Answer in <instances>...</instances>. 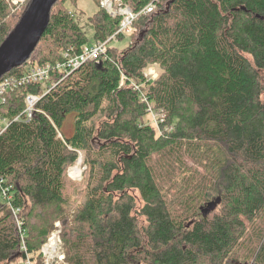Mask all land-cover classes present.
Segmentation results:
<instances>
[{
	"label": "trees",
	"instance_id": "trees-1",
	"mask_svg": "<svg viewBox=\"0 0 264 264\" xmlns=\"http://www.w3.org/2000/svg\"><path fill=\"white\" fill-rule=\"evenodd\" d=\"M78 1L53 6L30 59L3 77L116 34L122 18L94 0L91 41L68 6ZM115 1L139 14L129 34L99 60L54 75L48 90L29 83L0 105V180L12 187L11 204L0 194V264L27 255L44 264L49 229L40 226L52 218L63 225L67 264H264V0ZM30 2L14 9L0 0V46ZM126 37L124 49L112 45ZM153 64L162 74L149 80ZM29 93L43 96L30 119ZM149 108L165 121L144 125ZM80 152L83 179L71 181ZM73 184L83 195L74 211ZM13 206L28 216L39 209L23 239Z\"/></svg>",
	"mask_w": 264,
	"mask_h": 264
},
{
	"label": "built area",
	"instance_id": "built-area-1",
	"mask_svg": "<svg viewBox=\"0 0 264 264\" xmlns=\"http://www.w3.org/2000/svg\"><path fill=\"white\" fill-rule=\"evenodd\" d=\"M26 0H12V3L18 5L24 3ZM102 6L108 11V13L113 17L120 16L122 18L118 31L115 35L109 38L105 42H97L95 44L87 45L83 48L82 52L76 56H70L69 53L64 55V60L55 64H48L45 66H34L28 68L21 76H9L2 77L0 79V105L6 101L7 94L20 89L22 86L29 83H39L43 85V88H50V79L55 75L64 79L71 73L81 68L85 63L92 60H99L103 55L107 53L109 42L114 40L117 35L128 34L131 31L134 21L137 19L139 14H135L129 7L122 6L121 3H117L115 0H104ZM156 9V4L153 2L143 10V13H150ZM146 77L149 80H154L149 78L146 73ZM135 89L140 90V86L134 85ZM43 96L35 94H27L25 96L26 109L24 114L27 118H31L35 112V107L37 103L41 100ZM142 101H146L144 93L141 94ZM149 112L153 114L151 108ZM158 120H164V114L159 115ZM171 128L170 130H172ZM71 172V170H70ZM69 172V174H70ZM72 173V172H71ZM71 175V174H70ZM11 188L5 185L4 180H0V194L5 201L11 204L12 193ZM12 212L16 220L17 229L21 232V238L24 237V224L25 219L22 216L21 207H12ZM21 250L27 251L24 241L21 245ZM41 254L43 257L44 264H65V253L63 249V242L61 236L58 233H52L48 241L41 248ZM25 264H32L29 256L27 255Z\"/></svg>",
	"mask_w": 264,
	"mask_h": 264
},
{
	"label": "rangeland",
	"instance_id": "rangeland-1",
	"mask_svg": "<svg viewBox=\"0 0 264 264\" xmlns=\"http://www.w3.org/2000/svg\"><path fill=\"white\" fill-rule=\"evenodd\" d=\"M7 2L15 9L17 7H22L24 5V3H20L18 5H15L12 3V0H7ZM69 8L71 9V11L75 14L76 16V20L79 23L80 27L83 29V31L85 32V34L89 37V39L91 41H93V35H94V27L93 25L88 21L89 17H92L95 13H97L98 11V5L96 4V2L94 0H79L77 2V4H70L68 3ZM107 11V10H106ZM129 34V33H128ZM129 37H126V39H124L122 42H113L112 45L114 47H117L119 49H124L128 44H129ZM145 72L147 73V76L149 78H153L154 80L159 78V76L162 74V70L160 68V66L153 64L150 65ZM159 115H161V112H155L152 114H148L145 119L143 124L144 125H149L152 126L155 124V122L158 120ZM7 126V121H0V131L4 130ZM168 130L167 127L164 128L163 133H166ZM74 131V115H68L60 129V132L64 135V136H70ZM170 131V130H169ZM161 134L159 133L157 136H160ZM84 162V153L80 152V157L78 159V161L76 162V164L73 166V168H71V173L70 170V178L72 179L71 181L75 180L77 182H80L83 179V173L86 169V165L83 163ZM80 168L81 173L79 176L76 175V177L74 176V168ZM66 196L67 198L70 199V203H69V207L68 209H72L74 207H77L81 204L82 199H83V195L82 194H77L75 192V185H71L68 186V188L66 189ZM218 196V193H215L214 197L216 198ZM29 208L27 209V211H29ZM75 208L72 210L74 211ZM39 211V209L34 210L31 216H28L26 214H24V212H22V216H24L25 219V223L27 224V222H29L30 220H32V218L36 215V213ZM71 211V212H72ZM35 218V217H34ZM38 225L39 222L37 221ZM43 226H48L49 229V235L45 241V243L48 241L49 237L52 235V233H58L61 236V240L63 242L62 239V234H63V225L61 222V219L59 218H52L49 220V224H44L41 225L40 227ZM39 227V228H40ZM44 243V244H45ZM43 244V245H44ZM43 247V246H42ZM41 247V248H42ZM63 247H64V243H63ZM67 261V259H65V262ZM5 264H25L24 261L20 258L17 257L15 258L11 263H5ZM67 264V263H65Z\"/></svg>",
	"mask_w": 264,
	"mask_h": 264
},
{
	"label": "water",
	"instance_id": "water-1",
	"mask_svg": "<svg viewBox=\"0 0 264 264\" xmlns=\"http://www.w3.org/2000/svg\"><path fill=\"white\" fill-rule=\"evenodd\" d=\"M58 1L31 0L19 24L0 46V79L30 59L48 29L52 8ZM216 207V201L210 202L204 217Z\"/></svg>",
	"mask_w": 264,
	"mask_h": 264
},
{
	"label": "bare ground",
	"instance_id": "bare-ground-1",
	"mask_svg": "<svg viewBox=\"0 0 264 264\" xmlns=\"http://www.w3.org/2000/svg\"><path fill=\"white\" fill-rule=\"evenodd\" d=\"M35 108H36V107H35ZM74 173H75V174H74V176H73V177H76V175H77V176H79V175H80V173H81V170H80V168H77V167H76V168H74ZM72 174H73V173H72Z\"/></svg>",
	"mask_w": 264,
	"mask_h": 264
}]
</instances>
